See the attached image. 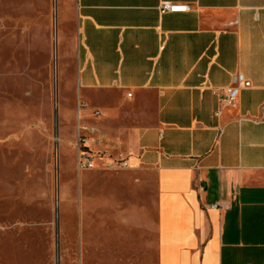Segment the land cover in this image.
Listing matches in <instances>:
<instances>
[{"label": "crops", "instance_id": "0c3cea01", "mask_svg": "<svg viewBox=\"0 0 264 264\" xmlns=\"http://www.w3.org/2000/svg\"><path fill=\"white\" fill-rule=\"evenodd\" d=\"M59 5L77 135L127 160L109 186L154 182L157 264H264V0Z\"/></svg>", "mask_w": 264, "mask_h": 264}, {"label": "rangeland", "instance_id": "374dc122", "mask_svg": "<svg viewBox=\"0 0 264 264\" xmlns=\"http://www.w3.org/2000/svg\"><path fill=\"white\" fill-rule=\"evenodd\" d=\"M63 29L59 0H0V264H157L154 182L78 170Z\"/></svg>", "mask_w": 264, "mask_h": 264}, {"label": "built area", "instance_id": "2783aa9c", "mask_svg": "<svg viewBox=\"0 0 264 264\" xmlns=\"http://www.w3.org/2000/svg\"><path fill=\"white\" fill-rule=\"evenodd\" d=\"M189 9L188 5H177L171 2H164L161 6V11H187ZM246 81L244 76L241 73H238L233 76L232 84L227 86L223 93L220 95V100L228 106H235L238 99L239 88L242 84H245ZM264 110V103L262 105ZM94 115H101L100 111H94ZM85 130H88L87 127H84ZM77 165L78 170H108L116 171L129 166L126 159L122 158H113L106 156L101 152L92 151L86 143V135L84 133H78L77 135Z\"/></svg>", "mask_w": 264, "mask_h": 264}]
</instances>
